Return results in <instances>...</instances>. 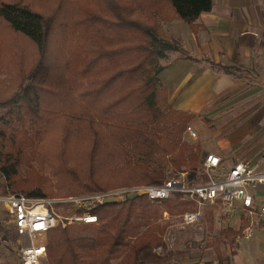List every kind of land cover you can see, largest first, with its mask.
Instances as JSON below:
<instances>
[{
  "label": "trees",
  "instance_id": "trees-1",
  "mask_svg": "<svg viewBox=\"0 0 264 264\" xmlns=\"http://www.w3.org/2000/svg\"><path fill=\"white\" fill-rule=\"evenodd\" d=\"M212 6V0H0L6 184L30 197H60L159 184L169 168H198L199 147L182 139L196 115L173 107L159 77L161 59L179 49L160 22L193 26ZM179 196L166 200L170 213L183 210ZM215 210L206 208L210 228ZM91 211L97 223L48 231L47 264H177L163 238L161 206L147 195ZM220 233L234 244L231 227Z\"/></svg>",
  "mask_w": 264,
  "mask_h": 264
},
{
  "label": "built area",
  "instance_id": "built-area-1",
  "mask_svg": "<svg viewBox=\"0 0 264 264\" xmlns=\"http://www.w3.org/2000/svg\"><path fill=\"white\" fill-rule=\"evenodd\" d=\"M186 130L192 138L197 137L191 125ZM260 186L264 187V169L249 160L225 167L222 157L210 152L204 159L202 171L192 170L181 177L165 179L159 184L124 186L60 197H30L12 191L1 196L0 200L11 216L18 237L17 252L21 264H47V234L51 228L97 223L98 216L91 211L92 207L110 200L122 201L134 194H145L151 202L159 203L180 193L182 201L192 204L180 215L179 224L183 228L201 224L207 206H215L216 211L227 216L239 215L238 211L243 210L250 219L241 230V238H250L257 224L261 221L264 223V203L256 206L253 192ZM165 214L168 218V213ZM163 238L169 247H173L176 232L168 228Z\"/></svg>",
  "mask_w": 264,
  "mask_h": 264
},
{
  "label": "rangeland",
  "instance_id": "rangeland-1",
  "mask_svg": "<svg viewBox=\"0 0 264 264\" xmlns=\"http://www.w3.org/2000/svg\"><path fill=\"white\" fill-rule=\"evenodd\" d=\"M172 21L177 20L161 21V27L179 45V41L170 32V29L176 30V28L173 29ZM164 60L161 59V62L163 63ZM234 74L236 76L233 79L222 76L219 81H214L212 93L206 94L205 100L208 102L200 98L197 99V103H194L192 101L194 99H190L188 95H183V93H187L183 89L184 85L186 88L191 87L193 82L179 83L180 89L175 90V85H171L168 83L169 81L161 80V84L170 86L171 99L176 92L172 100L176 107H183L182 109L190 112L194 108V106H190V103L196 104L195 107L197 105L200 107V111L193 110L196 117L186 125V128L191 125L195 129L197 137L192 138L185 128L182 138L190 145L199 147L200 166L198 168H169L165 179L173 176L181 177L184 173L192 172V170L202 171L204 159L210 152L220 154L229 165L246 157L252 159L262 157L261 154L264 153V81L250 80L248 79L250 77L242 80L241 72L235 71ZM159 77L163 79L162 75ZM201 85L204 84L200 83ZM2 111L0 108V115ZM242 135L244 136L242 137ZM12 191L14 190L6 184L0 171V197ZM179 200L182 201L180 196ZM165 202L154 204L161 206L162 217L159 219V223L165 226L162 234L164 235L168 228H173L176 232L174 259L177 264H211L217 260L215 246H218V250L224 253L233 251L234 245L220 233L222 229L229 227L232 223L230 219H226V215L215 217L212 228L208 226L207 215L201 224L183 228L179 224L180 215L184 210L192 207V204L186 203L187 201L184 200L182 201V211L170 213ZM166 212L168 218L165 217ZM5 234L8 235V239H2ZM17 245L18 237L15 234L11 216L3 201L0 200V263L21 264Z\"/></svg>",
  "mask_w": 264,
  "mask_h": 264
},
{
  "label": "crops",
  "instance_id": "crops-1",
  "mask_svg": "<svg viewBox=\"0 0 264 264\" xmlns=\"http://www.w3.org/2000/svg\"><path fill=\"white\" fill-rule=\"evenodd\" d=\"M212 2V9L202 12L193 26L179 20L174 21L176 23L172 21L173 29L176 30L170 29V32L179 41V49L167 52L162 63L164 70L160 74L162 81H169L168 83L176 86L173 87L175 90L180 89L179 83L193 82L191 87L186 88L184 85L183 89L187 93L183 95L194 99V103L200 98L208 102L205 100L206 94L212 93L213 82L219 81L222 76L233 79L235 71L242 73V80L250 77V80L264 81V0ZM200 83L204 85L200 86ZM163 85L168 88L169 101L173 104L176 92L171 99L170 86ZM195 105L190 103L194 108L188 112L195 114L193 110L200 111V107ZM173 107L184 110L174 104ZM261 156L259 155V159L246 157L242 160H249L258 168L264 169V153ZM222 159L225 167L230 166L223 157ZM253 192L255 205L263 204L264 187L260 186ZM238 213L239 215L232 217L226 215V219L232 222L229 227L237 232L233 251H220L221 260L216 253L217 260L211 264H264V223L261 221L257 224L252 237L241 238V230L250 218L243 210ZM214 214L216 218L225 216L216 210Z\"/></svg>",
  "mask_w": 264,
  "mask_h": 264
}]
</instances>
